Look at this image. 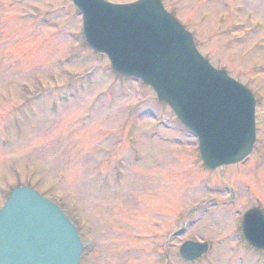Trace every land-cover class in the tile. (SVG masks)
I'll return each mask as SVG.
<instances>
[{
  "label": "rangeland",
  "instance_id": "374dc122",
  "mask_svg": "<svg viewBox=\"0 0 264 264\" xmlns=\"http://www.w3.org/2000/svg\"><path fill=\"white\" fill-rule=\"evenodd\" d=\"M161 3L211 66L254 95L252 153L206 171L168 106L85 45L71 0H0V208L13 188L29 187L77 229L78 264H164L157 247L168 232L158 228L174 230L169 214L201 205L173 245L210 242L198 264H264L235 246L242 213L264 211V0ZM168 256L185 264L177 250Z\"/></svg>",
  "mask_w": 264,
  "mask_h": 264
},
{
  "label": "water",
  "instance_id": "95a60500",
  "mask_svg": "<svg viewBox=\"0 0 264 264\" xmlns=\"http://www.w3.org/2000/svg\"><path fill=\"white\" fill-rule=\"evenodd\" d=\"M81 17L84 43L103 55L111 70L149 87L197 141L208 170L245 161L255 143V99L245 86L202 57L193 36L160 0L112 4L71 0ZM242 236L264 252V215L259 208L242 217ZM207 251L187 242L186 261ZM79 234L61 209L29 187L13 188L0 208V264H78Z\"/></svg>",
  "mask_w": 264,
  "mask_h": 264
},
{
  "label": "flooded vegetation",
  "instance_id": "af4514ba",
  "mask_svg": "<svg viewBox=\"0 0 264 264\" xmlns=\"http://www.w3.org/2000/svg\"><path fill=\"white\" fill-rule=\"evenodd\" d=\"M234 189L232 187H229L228 188V196L230 198H233L234 196H236V194L234 195ZM251 192V191H250ZM205 202H203V204H206L207 201L204 200ZM201 205H196L194 206L191 210V211H187L186 212V215H184V217H182L181 215L178 216V214L174 215L173 213L169 214V216L171 217L172 221H173V225L174 226H177L174 230H170L168 229L169 227H165V228H158L159 230L158 231H161L163 234L167 233L168 232V237L166 239V241L161 244V245H158L157 247V252L164 258V264H169V256H168V251L169 250H177L178 251V254H179V249L180 247L187 243V242H194V243H206L207 244V252L202 255L200 258L196 259L195 261H191V262H187L183 259L182 262L185 263V264H198L204 257H206L208 255V253L211 251L212 249V245L210 244V242H208L207 240H196V239H185L183 240L182 242L180 243H177L175 245L172 244V242L176 239H179L180 237H182L184 235V232L186 231V225H187V221H188V217L189 215H191L192 213L195 214L196 213V210L200 207ZM255 207H259V206H255ZM255 207H250L248 208L247 210H245L244 212L252 209V208H255ZM176 213V212H175ZM243 215V214H242ZM179 220V221H178ZM240 224H241V219H240ZM237 234V244L238 245H235L237 246V250H244L246 252H249L250 254L251 253H258L256 252L250 245H248L245 240L243 239V236H242V233H241V228H240V225L239 227L236 229V233ZM156 236L161 239V234L160 232H158L156 234ZM172 245V247H171ZM232 248V247H231ZM162 261H158V264H161ZM163 263V262H162Z\"/></svg>",
  "mask_w": 264,
  "mask_h": 264
}]
</instances>
